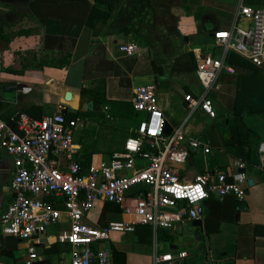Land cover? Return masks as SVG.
I'll return each mask as SVG.
<instances>
[{"label":"crops","instance_id":"1","mask_svg":"<svg viewBox=\"0 0 264 264\" xmlns=\"http://www.w3.org/2000/svg\"><path fill=\"white\" fill-rule=\"evenodd\" d=\"M257 1L264 0H245L251 5L264 6ZM239 2L0 0L2 119L11 122L21 113L42 118L58 112L61 105L67 106L71 114V110L78 111L87 104L105 116L99 120L81 117L83 120L75 131L74 143L84 165L87 168L91 164L97 166L109 160L114 151L123 148L127 137L134 135L139 121L147 114L133 111L131 117H121L113 105H100L91 98L84 102L82 88L101 86V83L108 100L132 103L139 86L153 83L157 86L159 104L171 131L185 123L187 134L202 136L212 148L207 155H194L182 173L193 176L200 169H208L232 175L244 172L248 178L244 200L216 193L206 200L202 228L194 225V220L186 219L170 230L137 224L134 232L113 233L112 239L105 244L111 248L116 264H155L154 254L177 255L181 251L188 255L176 264H210L209 258L213 264H264V168L252 166L232 154L225 143L227 133H222L213 122L215 118L197 109L187 119L184 98L186 94L198 97L202 93L196 75L197 54L219 55L221 49L215 45L214 33L231 28ZM110 3L114 6L108 11ZM93 7L99 11H91ZM126 41L138 45L137 54L128 56L120 52L119 46ZM99 46L106 48L108 57L117 64L115 71H96L95 64L86 61ZM69 53L71 61L62 68L42 66L45 60L62 58ZM153 64L163 69L162 74L152 70ZM237 68L241 75L254 72L247 66L237 65ZM51 80L58 81V86L52 88ZM234 80L235 75L222 76L213 91L217 117L234 109L237 94ZM68 91L78 94L81 107L62 103V96L66 97ZM251 119L257 128L262 126L261 118ZM239 161L245 163L241 170L236 166ZM14 172L13 158L1 156L0 264H25L28 255V252L26 255L19 252L24 248L23 240L6 235L1 229V216L12 200ZM96 206L98 213L93 210V215L89 214L86 219L89 225L106 224L116 219L112 215L133 220L131 214L124 213L116 204L100 200L94 208ZM129 206L133 210V203ZM62 229H68V224L52 227L45 240L26 243L28 250L34 245L39 253L40 258L35 264L43 260V251L55 243H59L63 251L59 258L55 256L54 264L70 262V244L55 241L56 234Z\"/></svg>","mask_w":264,"mask_h":264},{"label":"built area","instance_id":"2","mask_svg":"<svg viewBox=\"0 0 264 264\" xmlns=\"http://www.w3.org/2000/svg\"><path fill=\"white\" fill-rule=\"evenodd\" d=\"M214 40L221 49L219 55L197 54L196 75L203 90L198 97L185 95L187 119L197 109L217 117L212 93L222 76L238 74L237 65L229 61L231 52L264 68V6L240 0L231 28L216 31ZM119 50L133 56L139 47L126 41ZM2 76L0 69V82ZM132 105L136 112L147 114L134 135L108 161L88 168L74 143L83 119L71 116L67 106L42 118L21 113L8 122L0 117V157L11 156L15 168L12 200L1 216L2 232L39 242L52 227L67 223L68 229L55 236V241L71 246L67 264H116L105 244L113 233L134 232L137 224L170 230L186 219H203L205 202L214 193L245 199L248 178L244 172L232 175L200 169L193 176L182 173L191 157L207 155L212 148L202 136L187 134L185 123L165 133L167 121L156 84L139 86ZM258 155L259 166L264 167V141ZM236 166L241 170L245 163L239 161ZM100 200L118 205L133 220L87 224ZM187 255L186 251L154 254V263L176 264ZM39 258L36 247L29 246L25 264H35Z\"/></svg>","mask_w":264,"mask_h":264},{"label":"trees","instance_id":"3","mask_svg":"<svg viewBox=\"0 0 264 264\" xmlns=\"http://www.w3.org/2000/svg\"><path fill=\"white\" fill-rule=\"evenodd\" d=\"M257 3L264 5V1H257ZM113 6L114 4L110 3V5H108V11H110ZM91 11H99V9L93 7L91 8ZM109 14L110 13H108L106 16H109ZM90 24H92L91 20ZM70 59L71 54L69 53L63 55L62 58L55 57L52 60H45L43 61L42 66L58 65L62 68L63 66L70 63ZM86 61L88 63L92 61L91 63L95 64L94 67H96V71L111 70L113 72L117 65L114 63L113 59L108 57L106 48L100 46L86 58ZM229 61L236 65L247 66L253 69L254 72L249 75H235L234 81L237 86V94L234 109L232 112L220 117H216L215 119H218L219 122L224 126V131L227 133L225 143L227 146H229L228 148L231 150L232 154L237 157H241L252 166H256L259 165L260 162L258 155L259 145L264 140V138L259 132V128L255 126L254 120L251 118L259 117L264 120V71H262V68L255 66L234 52L230 53ZM152 70L158 74H162L163 72V69L156 66L155 64H153ZM49 84L52 88H55L59 83L56 80H51ZM100 85L101 86L97 85L91 88H82L81 97L83 101L86 102V98H91L100 105H113L114 111H116L121 117H131V114H133V111H135L132 103L114 102L108 100L105 95L103 85L101 83ZM68 92L73 94L72 97L69 98L62 96V103L77 108L79 105L78 94H74L72 91ZM75 115H78L84 119L89 118L95 120H99L105 116L104 113L94 110L92 107H88V109L84 110L83 106L78 111L71 110V116ZM62 251V247L59 243L53 244L50 248H47L43 251V260L37 264H54L55 256H58L59 258V255Z\"/></svg>","mask_w":264,"mask_h":264},{"label":"rangeland","instance_id":"4","mask_svg":"<svg viewBox=\"0 0 264 264\" xmlns=\"http://www.w3.org/2000/svg\"><path fill=\"white\" fill-rule=\"evenodd\" d=\"M212 97L214 98V92L212 93ZM80 107H81V102H80ZM250 119V118H249ZM116 120H119V118H117ZM213 122L221 129V131H222V133L224 132V126L222 125V123H220L219 122V120L218 119H216V120H213ZM259 132L261 133V135L263 136L264 135V120H263V124H262V126L261 127H259ZM108 161V160H107ZM98 206H96L94 209H92L91 211H90V215L92 214L93 215V210H95L96 211V214L98 213ZM95 215V214H94ZM89 216V215H88ZM96 216V215H95ZM112 218H116L115 220H122L121 218H120V216L119 215H112L111 216ZM120 218V219H119ZM28 241L27 240H23V242L22 243H24V248H22L19 252H20V254L21 255H26L27 254V252H28V246L26 245V243H27ZM27 246V247H26ZM201 255V254H200ZM200 255H197V257L198 258H200L201 256ZM204 258H206L205 257V255L203 254L202 255Z\"/></svg>","mask_w":264,"mask_h":264},{"label":"water","instance_id":"5","mask_svg":"<svg viewBox=\"0 0 264 264\" xmlns=\"http://www.w3.org/2000/svg\"><path fill=\"white\" fill-rule=\"evenodd\" d=\"M66 97L71 98L72 97V93L71 92H67ZM83 107H84V109H86L88 107V105L84 104ZM170 132H171V127L168 124H166L165 133L166 134H170ZM249 182H250L251 185L253 184L252 180H250ZM193 224L202 228L203 220L202 219L194 220ZM43 240H45V239H43ZM209 259H210V264H213L212 259L211 258H209Z\"/></svg>","mask_w":264,"mask_h":264}]
</instances>
